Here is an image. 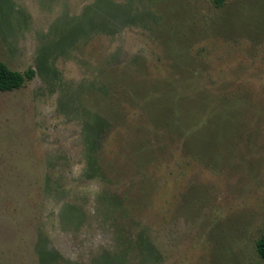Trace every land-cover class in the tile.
I'll return each mask as SVG.
<instances>
[{"label": "rangeland", "instance_id": "1", "mask_svg": "<svg viewBox=\"0 0 264 264\" xmlns=\"http://www.w3.org/2000/svg\"><path fill=\"white\" fill-rule=\"evenodd\" d=\"M0 62V264H264V0H0Z\"/></svg>", "mask_w": 264, "mask_h": 264}, {"label": "trees", "instance_id": "2", "mask_svg": "<svg viewBox=\"0 0 264 264\" xmlns=\"http://www.w3.org/2000/svg\"><path fill=\"white\" fill-rule=\"evenodd\" d=\"M212 2L216 8H222L226 4L227 0H212ZM33 77V70H29L26 73L22 74L20 72L11 70L7 65L0 62V92H12L18 90L23 87L27 80H31L33 79ZM98 162L99 160L97 159V157H93L88 160L87 166L89 167V169H95V167L98 168ZM98 170L100 171V167L98 168ZM98 179H102L101 174L100 178ZM133 238L134 239L132 242L134 243V245L136 247H140L144 251L145 241L139 242L143 239V236L139 235L137 237L134 236ZM256 248L258 255L264 261V235L258 240Z\"/></svg>", "mask_w": 264, "mask_h": 264}]
</instances>
